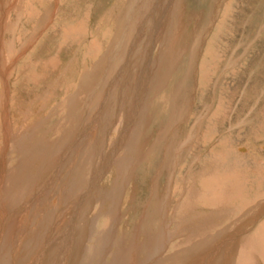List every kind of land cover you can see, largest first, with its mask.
<instances>
[{
  "label": "rangeland",
  "instance_id": "1",
  "mask_svg": "<svg viewBox=\"0 0 264 264\" xmlns=\"http://www.w3.org/2000/svg\"><path fill=\"white\" fill-rule=\"evenodd\" d=\"M79 87L96 94L88 101L87 95L80 108L88 125L79 122L64 141L70 140L73 163L83 156L87 161L61 215L95 228L81 251L102 252L100 264H145L158 243V260H178L204 242L194 234L206 228L193 230L189 223L179 230L182 213L216 210L224 219L215 238L222 249H233L229 239L237 225L260 216L255 224L264 228V0H0L5 164L25 156V142L50 154L63 141L59 130L68 121V106L62 101ZM78 110L71 116L77 118ZM5 171L12 184V170ZM47 186L52 190L53 180ZM20 194L23 189L18 206ZM183 199L194 203L192 209ZM151 214L163 220L153 234L168 232L166 243H153ZM19 216L10 218L3 233L18 231ZM112 227L109 253L103 245L92 249L104 236L99 232ZM249 236L239 235L232 264H246L239 251ZM199 249L185 260L210 264L212 255ZM245 253L253 254V264H264L254 247Z\"/></svg>",
  "mask_w": 264,
  "mask_h": 264
},
{
  "label": "bare ground",
  "instance_id": "2",
  "mask_svg": "<svg viewBox=\"0 0 264 264\" xmlns=\"http://www.w3.org/2000/svg\"><path fill=\"white\" fill-rule=\"evenodd\" d=\"M128 65H130V63ZM30 78H33V77L30 76ZM86 90H87V87H83V88L79 87L78 92L74 91L76 93H74L75 95L72 96L74 99H77V101L80 102L79 103L81 104L80 107L73 98L62 101L64 102L63 107L66 105L68 106L67 111H66L67 113L65 115V117L68 118V121L66 124L64 123L60 127V130H59V133L61 134L62 138L64 137L63 141L58 146L56 145V147L49 149L48 151H51L50 154L48 153L46 154L44 152H35L36 150L34 148L28 149L26 147V142H25V144L23 145L25 156L21 158L19 162L17 161L16 165L14 164L7 165L4 163L5 162L4 150L6 147L5 146L6 137L3 136L2 138L1 131H0V264H67L68 260H69L68 264H94V262H96L97 264H100L101 262V257L103 255L102 252L100 255V253L95 252V251H88V250L81 251L82 245L85 241V237H93L95 236L94 234H97L96 231L94 230L95 228L90 226L89 225L90 223L87 220H83L84 222H83V225H81V227H79V225L77 226L75 222V225H76L75 227L74 222H73L74 220L76 221L75 218H73L74 220L72 221L71 220L66 221L64 219L65 216L62 217L61 215L65 211L66 209L65 205H68L69 199H72L73 194L77 192V183L78 181H81L82 175H84V172H85L83 170H84V164H86L85 162L86 158L83 156V159L80 162L76 161V163H73L72 162L73 158L70 157V153L67 151V150H70V147H69L70 140L68 139L64 141V139L71 138L70 136H68L70 135L68 132L71 131L72 133L73 131H75V129H77L76 127L79 125L78 124L79 122H81L80 125L87 124L85 123L86 118H84L82 115L84 113H82L80 108L83 106L82 103L83 104L85 103L83 99L87 95H89V98L87 99V101L90 99L92 100L93 97L95 98V96L93 95L95 93H93V91L86 93ZM0 98L2 99V97ZM89 103L90 102H87V106L89 105ZM78 107H79V110H78ZM73 109L76 112L77 110L79 112L77 113V118L75 115L71 116ZM1 120L3 121V119ZM64 129L66 133L65 135H62L61 132ZM56 133H58V131H56L54 134ZM18 154L21 155V153H18ZM54 157L55 159L53 160ZM7 167L10 168V170H12V177L10 180L12 184L6 182L7 172L5 171V169ZM126 169H128V166ZM52 180H53L54 188L52 190L50 189L48 190L47 185ZM9 184L10 186L11 185L12 186L10 187ZM13 185H16L17 188L20 185L23 188L19 187L18 191H15V189H13L14 187ZM21 189H23V194H22V197H21V194L19 195V197H21L22 201L20 202L21 205L18 206L17 201L19 200V198L17 195ZM11 193H12V196H11ZM220 197H225V196L220 195ZM211 198L216 200L217 202L221 201V200H218L219 198L217 199V197L213 198V195L211 196ZM183 200H184V204L189 206L192 209L191 206L194 203L187 199H183ZM208 202L209 201H207V203ZM154 204H156V201H154ZM112 205L113 204L110 205L111 207L109 208L110 211L113 209ZM158 205H161V204L158 202L157 206ZM98 207H101V206H98ZM90 208H91V205H90ZM157 209L159 208L157 207ZM215 211H212L214 215L211 213V211L207 213L200 212L202 217L200 216V213H198V215L196 216L194 212H191L189 214L182 213V215H178L179 216L177 219L178 222L175 224V226L179 228V230H182V228L185 227V225L189 223H191L193 230H197L199 229V227H203V226L206 227V228L200 229L198 234L197 233L194 234L195 237L200 236L201 238H204L203 239L204 242H200L199 245L186 249L182 254L178 256L180 259L176 260L175 258L170 256V257H167V259L164 262L161 259L158 260L159 259L158 256L160 255L158 243L157 245L156 244L151 245V250H150L151 255L149 254V257L145 261V264H166V263H169V264H192L193 263L194 264L196 263L195 261H197L198 258L192 261H186L185 259L190 258L192 255H196L197 251L200 250L199 249L200 247L202 249H205V252L208 250V252H206L208 253V256L210 254L212 255L211 257L213 258V260L212 259L209 260L210 264H232L231 263L232 256L234 252L237 251L238 249L237 247L241 243L239 240V235L241 233H244V234L250 233L249 238L245 239L247 243L240 246L241 249L239 253L243 254L241 258V262H243L244 260H247L245 262L246 264H253V261L250 258V256L253 254L245 253L246 250L249 249L250 246L255 248L256 253L257 252L261 253V254H257L258 256L263 255L264 257V228L255 224L261 220L260 216H258L257 218L255 217L256 220H249V222L246 224L242 223L241 224L242 229H244L245 231H242L241 229H239L238 232H236L237 229L241 227L237 225L234 231L235 235L232 234V237L229 239V242L233 246L232 247L233 249H230L229 246H228L229 248L222 249V246L219 245L218 242H215V238L217 236V233L219 232L218 231L219 227L223 224L222 220L224 219L222 218L221 215H217ZM155 212H156V217H157L158 216L157 212L159 213L160 210H155ZM99 214L100 212H98L96 217H99ZM152 214L155 215V213H152ZM16 215L17 216L20 215L19 217L21 218V224L17 225L19 226L18 231L15 234L6 235L7 233H3L4 230L2 229L6 227L10 218L15 217ZM60 216L62 217V219ZM101 216H103V213ZM149 218L147 221V227L148 228L150 227V234H152V239L157 240V238H159V240L162 243H166L167 236L169 234L168 232L165 231V233L164 232L161 233L160 231V234L162 235L159 234V237L154 236L153 234L154 228L155 229L157 228V233H159V227H163V223H164L163 220L161 219L157 220L153 216L152 217L149 216ZM154 220H157V221L154 222ZM57 223H59V225L61 224V227H59L60 231L57 232V235L55 234L53 236L51 241H49V237H50L49 235L51 234L50 231L54 227L57 226ZM253 224H255V227L250 232L249 227H251V225ZM63 227H65L64 231H62ZM113 227H112V230L110 231L105 232L106 230H102L99 232L100 235L104 234V236L100 237L99 239L95 241L92 249H97L103 245L104 247L103 253H105V251L109 253L108 252L109 246L113 245V241H112L113 235H111L113 231ZM81 228H82V231H81ZM5 232H7V230H5ZM207 232H209L208 235H206ZM236 235L238 236V239L235 238ZM104 238H105V242H106V239H108L107 244H105ZM183 238L187 239L184 235H183ZM154 242L155 240L153 241V243ZM161 242L159 243L163 249L164 246L162 245ZM45 245L50 247L49 250L40 252L42 248L45 247ZM70 245H77V249L74 248L76 250V254L75 252H73V255H72L73 258L69 257L70 259H67L66 252L69 249ZM155 248L156 250H158V252H155ZM95 255L98 256V258H95ZM133 255H135L134 252H133Z\"/></svg>",
  "mask_w": 264,
  "mask_h": 264
}]
</instances>
